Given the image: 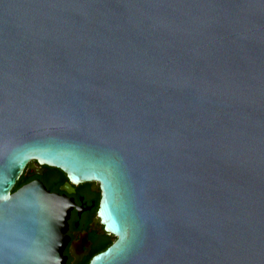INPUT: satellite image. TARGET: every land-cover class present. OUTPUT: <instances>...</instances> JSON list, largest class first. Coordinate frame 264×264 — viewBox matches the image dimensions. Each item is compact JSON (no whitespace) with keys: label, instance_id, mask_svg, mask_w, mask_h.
<instances>
[{"label":"water","instance_id":"obj_1","mask_svg":"<svg viewBox=\"0 0 264 264\" xmlns=\"http://www.w3.org/2000/svg\"><path fill=\"white\" fill-rule=\"evenodd\" d=\"M96 182L87 264H264V0H0V264H64Z\"/></svg>","mask_w":264,"mask_h":264},{"label":"flooded vegetation","instance_id":"obj_2","mask_svg":"<svg viewBox=\"0 0 264 264\" xmlns=\"http://www.w3.org/2000/svg\"><path fill=\"white\" fill-rule=\"evenodd\" d=\"M25 180L22 184L33 180H39L43 186L50 192L65 195L66 198L72 201V208L70 209L67 218V227L64 232L67 240L62 248V255L64 256V264H79L89 254L90 257L104 249L115 239V236L107 231H104L99 219L96 216V209L94 215H90L93 203H88L91 193H98V184L96 182L90 183L82 190H78L73 185L69 191L65 190V182H59L58 176L53 172H48L43 165L33 161V164L27 165L23 171ZM22 173V174H23ZM96 183V186H93ZM108 242L102 249L95 250V248Z\"/></svg>","mask_w":264,"mask_h":264},{"label":"trees","instance_id":"obj_3","mask_svg":"<svg viewBox=\"0 0 264 264\" xmlns=\"http://www.w3.org/2000/svg\"><path fill=\"white\" fill-rule=\"evenodd\" d=\"M45 169L48 170V172H53L55 173L57 176H58V180L59 182L61 181H68L67 180V177L65 175V173L63 171H61L60 169L56 168V167H52V166H47V165H43ZM25 178V174H21V176L18 178V180L16 181L13 189H16L18 188L20 185H22V183L24 182V179ZM90 183L88 182H83V183H80V184H77L75 187L78 189V190H82L84 187H87ZM98 201H99V194L98 193H91V196L89 197L88 199V203H93L92 205V209L90 211V215H94L95 213V208L98 206ZM97 210V209H96ZM108 242H103V244H101L100 246H98L97 248H95L91 253H93L95 250H99V249H102L104 246L107 245ZM90 254L85 258L83 259V261H81L79 264H87L88 262V258H89Z\"/></svg>","mask_w":264,"mask_h":264},{"label":"rangeland","instance_id":"obj_4","mask_svg":"<svg viewBox=\"0 0 264 264\" xmlns=\"http://www.w3.org/2000/svg\"><path fill=\"white\" fill-rule=\"evenodd\" d=\"M31 164H33V161H31ZM93 186L95 187L96 186V183H93Z\"/></svg>","mask_w":264,"mask_h":264}]
</instances>
